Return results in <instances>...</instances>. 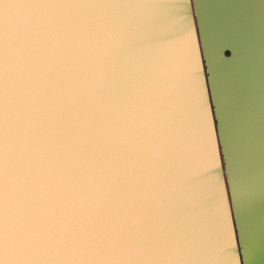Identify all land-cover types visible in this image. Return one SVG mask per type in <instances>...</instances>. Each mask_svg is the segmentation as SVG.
I'll return each instance as SVG.
<instances>
[{"label": "water", "instance_id": "obj_1", "mask_svg": "<svg viewBox=\"0 0 264 264\" xmlns=\"http://www.w3.org/2000/svg\"><path fill=\"white\" fill-rule=\"evenodd\" d=\"M0 261L264 264V0H3Z\"/></svg>", "mask_w": 264, "mask_h": 264}, {"label": "snow or ice", "instance_id": "obj_2", "mask_svg": "<svg viewBox=\"0 0 264 264\" xmlns=\"http://www.w3.org/2000/svg\"><path fill=\"white\" fill-rule=\"evenodd\" d=\"M3 2V0H0V3H2ZM0 264H2V261H0Z\"/></svg>", "mask_w": 264, "mask_h": 264}, {"label": "bare ground", "instance_id": "obj_3", "mask_svg": "<svg viewBox=\"0 0 264 264\" xmlns=\"http://www.w3.org/2000/svg\"><path fill=\"white\" fill-rule=\"evenodd\" d=\"M238 117L237 118H240V115L237 113Z\"/></svg>", "mask_w": 264, "mask_h": 264}]
</instances>
